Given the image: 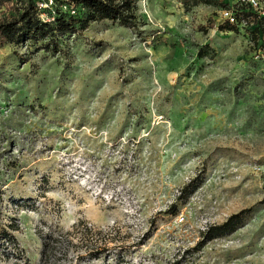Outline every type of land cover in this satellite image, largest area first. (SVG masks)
<instances>
[{
    "label": "rangeland",
    "instance_id": "374dc122",
    "mask_svg": "<svg viewBox=\"0 0 264 264\" xmlns=\"http://www.w3.org/2000/svg\"><path fill=\"white\" fill-rule=\"evenodd\" d=\"M136 13L138 28L93 22L58 54L0 45V264H264V54L216 6ZM37 232L72 244L41 261Z\"/></svg>",
    "mask_w": 264,
    "mask_h": 264
},
{
    "label": "trees",
    "instance_id": "16d2710c",
    "mask_svg": "<svg viewBox=\"0 0 264 264\" xmlns=\"http://www.w3.org/2000/svg\"><path fill=\"white\" fill-rule=\"evenodd\" d=\"M49 1L50 5L43 9L42 13L52 20L42 22L37 19V4H47ZM137 2L138 0H0V45L26 47L42 43L41 50L58 54L62 44H65L69 37L80 35L93 22L110 21L120 27L138 28L140 22L136 13ZM193 3L195 6H216L220 11L230 10L237 24L223 21L219 29L223 32H237L240 28L239 24L244 23L243 27L251 36L250 54L259 56L264 54V15L252 11L247 5L239 4V1L231 6L219 0H193ZM209 27L214 28V24H210ZM155 39L160 37L155 36ZM197 188L195 182L184 186L177 198L179 205L184 204ZM171 209L172 212L174 211L173 214H176V205H172ZM244 215L245 212L242 211L230 216L221 225L208 227L202 233L205 241L202 245L235 232L242 223ZM36 234L40 244L39 260L44 262L51 258V254H48L46 249L48 243L72 244L71 239H62L65 235L56 236L40 232ZM90 247L87 251L88 255L96 258L97 248Z\"/></svg>",
    "mask_w": 264,
    "mask_h": 264
},
{
    "label": "built area",
    "instance_id": "2783aa9c",
    "mask_svg": "<svg viewBox=\"0 0 264 264\" xmlns=\"http://www.w3.org/2000/svg\"><path fill=\"white\" fill-rule=\"evenodd\" d=\"M239 4L247 5L252 11L260 15H264V12H263L264 2L262 0H239ZM48 5H50V1L47 4H40V3L37 4V19L38 20L42 22H49L52 20L51 18L46 17V15L42 13V10L46 9ZM220 18L222 21H226L229 24H237L236 19L230 10L220 11ZM239 26L243 27L244 23L239 24Z\"/></svg>",
    "mask_w": 264,
    "mask_h": 264
}]
</instances>
